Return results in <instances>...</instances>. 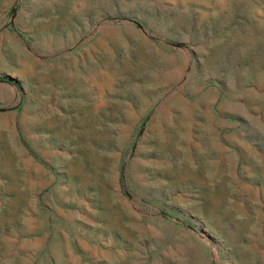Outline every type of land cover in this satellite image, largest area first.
I'll return each instance as SVG.
<instances>
[{
	"label": "rangeland",
	"instance_id": "rangeland-1",
	"mask_svg": "<svg viewBox=\"0 0 264 264\" xmlns=\"http://www.w3.org/2000/svg\"><path fill=\"white\" fill-rule=\"evenodd\" d=\"M12 6L66 34L1 41L0 264H264V0Z\"/></svg>",
	"mask_w": 264,
	"mask_h": 264
},
{
	"label": "crops",
	"instance_id": "crops-1",
	"mask_svg": "<svg viewBox=\"0 0 264 264\" xmlns=\"http://www.w3.org/2000/svg\"><path fill=\"white\" fill-rule=\"evenodd\" d=\"M41 2H44V0H40ZM16 3H18V0H16ZM17 5V4H16ZM15 5V6H16ZM15 6H12L10 8V13L8 15V19L3 23L0 22V51L2 49L1 47V41L3 36L10 39V41H13V43H18L19 41H25L26 43H30L34 41H40L37 38L43 37L44 35H48L50 32V28L55 29L54 35L56 36L58 32L56 29H59V27H62L61 34L65 35V29H66V21L64 17H61L59 15H42L43 13L35 14V15H17V8ZM63 16V15H62ZM61 23V24H60ZM76 25L73 24V26H68L69 34L75 33V27ZM45 28L46 32H43V29ZM31 31V32H30ZM33 31V33H32ZM30 34H34V39L30 41L27 37L30 38ZM75 49V43L68 46H64L61 49L55 50L53 52L49 51L48 53V59L53 61L63 60V58L66 53L71 52V48ZM13 60L15 63L19 61V58L17 57V53L14 52ZM54 54V56L51 57V55ZM0 82L5 83L7 85H14L16 87L17 84L19 85L18 79L15 77L10 76L8 73H4L2 76L0 75ZM68 96H71V94H68ZM66 97V96H61ZM5 109L4 107H0V110ZM60 114H63L61 112ZM141 131V129H140Z\"/></svg>",
	"mask_w": 264,
	"mask_h": 264
}]
</instances>
